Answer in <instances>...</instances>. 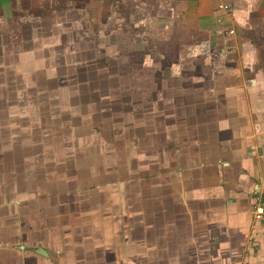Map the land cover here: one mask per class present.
Here are the masks:
<instances>
[{"label":"crops","instance_id":"1","mask_svg":"<svg viewBox=\"0 0 264 264\" xmlns=\"http://www.w3.org/2000/svg\"><path fill=\"white\" fill-rule=\"evenodd\" d=\"M161 5L164 64L147 69L146 89L137 68L132 86L148 98V134L84 147L83 157L110 154L114 179L102 181L89 162L85 182H76L53 158L29 197L7 195L17 173L0 135V264L264 263L252 217L264 204V0ZM44 150L15 155L17 178L39 165L33 155L48 160Z\"/></svg>","mask_w":264,"mask_h":264},{"label":"rangeland","instance_id":"2","mask_svg":"<svg viewBox=\"0 0 264 264\" xmlns=\"http://www.w3.org/2000/svg\"><path fill=\"white\" fill-rule=\"evenodd\" d=\"M161 4L0 0V54L7 58L5 63L0 59V135H7V169L11 162L17 173L7 179V195L29 197L53 158L61 167L64 162L65 176L75 174L76 182H85L89 162L97 165L102 181L115 178L110 154L93 152L85 160L84 147L102 151L116 147L111 145L116 135L148 134V98L132 92V86L137 68L143 69L146 79L140 78V87L146 89L147 69L164 64L163 19L168 13ZM42 148L49 155L55 148L54 156L43 162L33 155L39 165L17 178L19 156L31 149L39 154ZM73 156L77 172L68 162ZM23 186L33 188L26 192Z\"/></svg>","mask_w":264,"mask_h":264},{"label":"built area","instance_id":"3","mask_svg":"<svg viewBox=\"0 0 264 264\" xmlns=\"http://www.w3.org/2000/svg\"><path fill=\"white\" fill-rule=\"evenodd\" d=\"M218 7L220 9H228V4L225 3L224 1H221L218 4ZM252 217L254 218V222H255L254 224V228H256L255 230L261 233L262 239L264 240V204L263 203H256L254 205V209L252 211ZM246 237H248L249 240L253 239L252 235L250 234H246ZM230 264H251V263L246 256H242L234 260Z\"/></svg>","mask_w":264,"mask_h":264}]
</instances>
